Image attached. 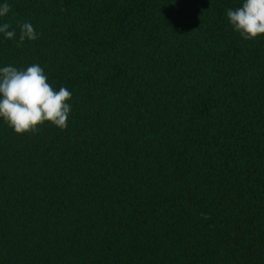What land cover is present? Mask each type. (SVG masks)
<instances>
[{"label": "trees", "instance_id": "trees-1", "mask_svg": "<svg viewBox=\"0 0 264 264\" xmlns=\"http://www.w3.org/2000/svg\"><path fill=\"white\" fill-rule=\"evenodd\" d=\"M0 66L67 88V127L0 121V264H264V37L242 0H7ZM206 217V218H205Z\"/></svg>", "mask_w": 264, "mask_h": 264}, {"label": "clouds", "instance_id": "clouds-1", "mask_svg": "<svg viewBox=\"0 0 264 264\" xmlns=\"http://www.w3.org/2000/svg\"><path fill=\"white\" fill-rule=\"evenodd\" d=\"M10 11L7 0H0V39L14 40L18 47L35 41L38 33L30 21L19 23L18 32L6 21ZM226 16L242 39L264 37V0H242L239 7L228 9ZM48 79L36 63L24 68L0 66V121L15 134L35 132L45 123L61 130L67 127L72 93L65 87H52Z\"/></svg>", "mask_w": 264, "mask_h": 264}]
</instances>
